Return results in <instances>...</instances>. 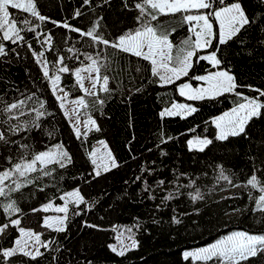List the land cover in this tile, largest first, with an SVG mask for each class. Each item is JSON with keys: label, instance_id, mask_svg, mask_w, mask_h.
I'll list each match as a JSON object with an SVG mask.
<instances>
[{"label": "trees", "instance_id": "16d2710c", "mask_svg": "<svg viewBox=\"0 0 264 264\" xmlns=\"http://www.w3.org/2000/svg\"><path fill=\"white\" fill-rule=\"evenodd\" d=\"M133 2L128 0L129 5ZM35 3L40 15L47 18L43 22L30 13L13 9L12 13L30 20V26L39 25L36 32L41 35L21 32L24 41L16 44L8 41V55L0 57V108L24 101L13 112L19 119L11 121L23 130L15 134L6 132V137L16 143L5 146L0 141V171L12 168L22 158L31 160L61 142L69 148L71 163H66L65 168L49 163L44 170L51 175L32 172L20 190L6 188L10 198L0 197V205L14 201L20 209L9 217L0 207V225L9 219L20 221L18 227H9L7 234L0 237V247H12L20 236V227L40 233L48 242V247L41 249L43 255L35 260L17 256L10 258L8 264H204L192 257L185 259L183 251L208 245L234 230L264 234V213L254 210L255 199L261 194L258 188L264 186V116L246 125L247 135L229 136L226 140L217 139L214 123L216 117L244 102L237 93L251 98L258 95L252 89L264 90V24L260 23L264 4L260 0H240L259 27L253 25L242 32L240 39L198 50L188 75L169 84L161 85L151 75L149 62L112 48L104 49L100 62L107 63L108 68H102L101 73L110 77L111 91H99V86L97 93L103 105L97 97L85 96L88 107L79 111L80 117L94 118L100 130L91 129L77 138L32 51H43L49 76L60 75L59 86L70 97H81L85 94L76 84V77L71 72H58L62 65L56 63L57 58L65 57L64 64L74 71L82 66L81 61L85 65L90 63L84 53L95 56L101 47L90 46L88 38L52 21L87 30L100 20L98 31L113 40L135 28L137 13L125 8L123 0H89L88 4L84 0H35ZM77 11L82 15L76 16ZM184 14L160 17L162 30L175 29L170 39L177 45L188 37L194 39L189 25L182 22ZM212 21L217 33L219 26ZM46 34H51V43L43 42ZM28 44L32 45L31 50ZM217 44L218 40L213 39V45ZM69 48L73 51H68ZM212 51L221 60L218 67L208 60L197 59ZM77 55L79 60L75 58ZM217 70H227L235 77L234 92L203 99H188L180 94V84L198 86L203 81L195 77ZM260 99L264 102V97ZM177 102H187L196 111L185 116L161 117L162 111ZM35 110L44 115L37 117ZM21 112L23 115H19ZM9 126L7 116L0 115V131ZM192 137H208L212 143L203 151L190 150L188 141ZM102 140L109 144L117 166L96 176L89 153ZM9 156L11 161L7 159ZM221 169L231 183L219 179ZM254 169H258L260 181L255 189L245 186ZM240 185L244 187L223 193ZM74 188H79L85 202L69 204L66 230L59 232L42 226L50 213L33 209H42L49 202L60 203V197ZM146 188L150 191H145ZM197 191L202 199L193 200ZM169 194L174 198L166 199ZM173 217L181 223H173ZM121 232L127 233L136 244L123 256L110 247ZM247 264H264V257L251 259Z\"/></svg>", "mask_w": 264, "mask_h": 264}, {"label": "snow or ice", "instance_id": "6c2138e0", "mask_svg": "<svg viewBox=\"0 0 264 264\" xmlns=\"http://www.w3.org/2000/svg\"><path fill=\"white\" fill-rule=\"evenodd\" d=\"M85 4L89 3V0H84ZM125 8L130 11H134L137 14L134 17L135 28L129 29L125 33L119 35L113 40H109L104 37L102 32H99L100 20H96L92 23V26L87 30H83L78 27H73L67 22L59 24L56 21H52L53 24L63 27L70 32L76 33L80 37L88 38L90 41V46H100L101 51L97 52L95 56L91 53H84L85 60L90 61V63L84 64L81 61V67H77L70 70L69 67L64 64L65 57L59 56L56 63L62 65L58 72L69 73L71 72L76 77V84L82 89L85 95L79 97L77 100L73 101L74 104L80 107L87 108L88 105L85 100V96H95L99 104L102 106L104 101L99 100L98 93L96 91L97 84L101 83L99 91L104 93H110L108 87L110 77L107 74H102L101 69L107 70V63L102 64L100 62L102 53L104 49L112 48L122 53L130 54L137 58H141L144 61L149 62L151 75L160 82L161 85L169 84L173 82V78L179 79L181 76H187L190 68L193 67L191 58L197 55V51L209 47H218L219 45H224L233 39H240L242 32H246L250 27L257 24L254 16L247 14L245 8L240 3V0H233L231 3H225V0H134L132 4H128V0H123ZM261 4H264V0H260ZM10 9L18 10L23 13H30L31 16L36 17L39 21L43 22L47 18L37 11L35 0H0V38L4 41H10L12 44H16L18 41H24V36L21 32H33L37 36L41 34L36 32L39 25L30 26L31 21L27 18H18L10 12ZM191 10H195L197 14H184L189 13ZM177 13L184 14L182 16V22L189 25V31L192 32L195 37H188L181 41L179 45L174 44L170 39L172 32L175 31L173 28L171 32L161 29L160 17L165 15H174ZM82 13L77 11L76 16H81ZM212 19L218 24V32L214 34ZM260 23L264 24V16L260 18ZM51 34H46L44 41L51 43ZM213 39L218 40L217 45H213ZM28 48L31 50L32 45L28 44ZM12 51H15L12 49ZM68 51H73L69 48ZM78 51V50H77ZM8 55L5 45L0 43V57H5ZM33 57L36 58V63L41 65L43 76L50 81L53 88V95L55 99L61 101L60 108H64V99L69 95L64 92L63 96H56L55 91L57 88V82L60 80V75H56L54 78L49 76V70L44 64L41 63L39 57L44 56V52L41 51L37 53L32 51ZM79 60V55L75 57ZM103 59L107 61V57L104 56ZM198 60H208L214 67H218L221 64V60L217 58L216 51H212L210 54L205 56H198ZM139 71V69H137ZM86 74V75H82ZM195 79L200 81H205L207 83L206 88H201L196 90V94L191 96V99H203L205 93H212L214 95H222L223 93L234 92L237 85L235 83V77L229 73L227 70H219L215 72H210L208 75L197 76ZM88 80L91 84V90L84 88L83 81ZM190 85L183 84L181 86V95H184V89H188ZM252 88V86H248ZM257 92L256 97L243 96L242 93H237V95L242 96L244 100L243 103H239L236 107L232 108L229 112L223 113V115L216 118L214 123L216 124L219 133L217 139L226 140L229 136H239L246 133V125L252 121L254 118L264 116V102L261 101V97H264V90L252 89ZM63 92V89H60ZM31 99V97H28ZM2 103V101H0ZM24 104L23 100H19L10 104H6L4 107L0 108V115L7 116V122L9 123V128L0 131V141H2L5 146L10 143H16L11 141L6 137V132H11L15 134L16 132L22 131L23 129L19 124H11L13 119H19V116L13 115L14 110H18ZM43 107V105H41ZM180 108L185 112L192 113L196 109L191 106L186 105H173V109L164 110L160 113L161 117L171 116L174 114V109ZM37 117L43 116L44 113L35 110ZM74 111H78L74 110ZM19 115H23L21 112ZM65 116H68L67 111L64 112ZM77 123H79V116L76 117ZM91 123L95 125V120H92L89 116L84 122V126L87 129L88 124ZM39 127V125H36ZM90 130V129H89ZM96 131H99L97 126ZM73 131L77 138H79L82 133L79 127L73 125ZM83 134H86L83 133ZM170 139V138H169ZM166 141L162 140V143ZM101 143H103L101 141ZM212 141L208 139H197L195 145L201 146L200 151L204 150V147L211 144ZM190 150L194 146L192 140L188 141ZM22 148H27V145H20ZM57 151L53 153L51 150L44 151L36 154L32 157L30 161L21 159V162L15 163L11 169H5L0 171V197L10 198V193L6 191V186H4V181L9 179L12 175L19 174L20 176H25L27 173L43 171L44 175H51L50 172L45 171V166L49 163L59 164L60 168H65L66 163H71V157L69 154L62 150L61 145H57ZM95 149L89 153L90 156L94 155ZM11 161V157L7 158ZM92 163L95 165L96 160L93 159ZM40 168H37V165ZM113 167L117 165L113 163ZM99 167V166H97ZM107 172L109 169L104 168ZM258 169H254L252 176L247 180L246 187L251 186L252 188H258L260 181L256 175ZM95 175L100 176L101 172L95 170ZM137 179H141L137 177ZM219 179H223L231 183L228 176L224 174L223 169L220 171ZM163 184L164 181H160ZM194 183V181H193ZM19 183L15 184V188L12 191H18L21 187ZM236 186V185H233ZM262 193L258 198L255 199V209L264 213V186L258 188ZM145 191H150V188H146ZM191 195V194H190ZM75 197L71 202L79 205L84 203V198L80 194L79 189H75L72 192L66 193L61 196L60 199L65 200V204L62 207H56L55 211L58 213H64L65 216L58 217L55 220L56 225H62L65 223L66 214L68 212V199ZM173 195L169 194L166 199H173ZM193 200L202 199V196L197 191L195 195H192ZM0 207L3 208L4 213L7 216H11L14 212H19L20 209L15 206V202L12 201L7 204H2ZM52 207L51 204L44 205L42 209H33V211H48ZM238 211V209H236ZM20 221L18 219H9L8 222L0 225V237L7 234L9 227H18ZM173 223L179 224L181 221L173 217ZM44 227L53 228V224L48 222L45 218ZM55 231L63 232L66 229L64 227H55ZM24 228H19L21 234H25ZM29 238L34 237L35 244L47 248L48 242L41 243L40 234L33 233L31 230L27 232ZM28 245L27 240L18 238L14 241V245L11 248L0 247V264H8L10 258L22 256L35 260L38 256H42L43 253L40 252L39 247H36L35 253L26 250ZM111 250L120 256L125 254L128 250L127 245L121 244V248L118 250L115 246H110ZM131 247H136L135 242L131 244ZM185 259L192 257L194 260L202 261L204 264L212 262V264H247L248 261L255 258L264 257V234H250L247 231H233L226 236L221 237L216 240L215 243L208 245L207 247L200 248L194 252H185ZM55 259V258H54Z\"/></svg>", "mask_w": 264, "mask_h": 264}, {"label": "rangeland", "instance_id": "374dc122", "mask_svg": "<svg viewBox=\"0 0 264 264\" xmlns=\"http://www.w3.org/2000/svg\"><path fill=\"white\" fill-rule=\"evenodd\" d=\"M10 12H12V9H10ZM187 14H197L196 13V11L195 10H191L189 13H187ZM212 22V24H213V32H214V34H215V27H214V23H213V21H211ZM192 33V32H191ZM192 36H193V34H192ZM194 37V36H193ZM195 38V37H194ZM2 38H0V40H1ZM0 43H3L4 45H5V48H6V46L8 45V41H4L3 39H2V41H0ZM206 55H208V54H206ZM39 59H40V61H41V63L42 64H44V66L45 67H47V69H48V64H47V62H46V60H45V58H44V56H42V57H39ZM191 60H193V57L191 58ZM79 67H81V66H79ZM77 68V67H76ZM218 71V70H217ZM215 72V71H214ZM209 73H207V74H205V75H208ZM58 75V74H57ZM82 75H86V74H83L82 73ZM56 75H54V76H52L53 78L55 77ZM204 76V75H203ZM176 79L175 78H173V81H175ZM102 83V82H101ZM101 83H98L97 84V88H96V91H97V89H98V87L99 86H101L100 84ZM183 84H188V85H190V87L188 88V89H184L183 91H184V95H182V96H184V97H186V98H188V99H191L190 97L191 96H193V95H195L196 94V90H198V89H201V88H206L207 87V83L205 82V81H203V83H200L198 86H194V85H192V84H190V83H182V84H180V86H179V92H180V94H181V86L183 85ZM57 88H56V91H55V95L56 96H63V94H64V92H66L63 88H61L60 86H59V81L57 82ZM83 86H84V88H87V89H89V90H91V84H90V82L88 81V80H84L83 81ZM60 89H63V92H61L60 91ZM52 90H53V88H52ZM205 96H214V94H212V93H205L204 94V97ZM79 97H70L69 95L67 96V98L66 99H64V101H63V103H64V108L62 109L63 110V112H65V111H67L68 113H69V115L67 116V118L70 120V122H71V124H72V126L73 125H75L76 127H79L80 128V131H81V133L83 134V133H87V132H89L91 129H94V128H96L97 126H98V124H97V121L94 119V118H91L92 120H95V125H92L91 123H89L88 124V126H87V129L85 128V126H84V122L88 119V117L87 118H83V117H80L79 116V111H80V109H81V107L79 106V105H77V104H74L73 103V101H75V100H77ZM60 103H61V101H59ZM173 105H186V106H191L192 108H194L192 105H190L189 103H187V102H177V103H175V104H173ZM173 105L170 107V108H168L167 110H171V109H173ZM78 109V111H74V110H77ZM231 110V109H230ZM230 110H228V111H226V112H229ZM225 113V112H224ZM189 113L188 112H185L184 110H182V109H180V108H176V109H174V114L173 115H183V116H185V115H188ZM221 115H223V113L221 114ZM221 115H219V116H221ZM77 116H79V123H77V120H76V117ZM218 116V117H219ZM217 118V117H216ZM216 118H215V120H216ZM214 120V121H215ZM90 129V130H89ZM218 133H219V129H218ZM208 139V140H210V138H208V137H192V138H190V140H192L193 142H194V146L192 147V148H195V149H199L201 146H199V145H195V141L197 140V139ZM102 142L103 143H101V141H99V142H97L95 145H94V147H93V150L95 149V153H94V155H92L91 156V159L93 160V159H95L96 160V164L94 165V172H95V170H98V171H100V172H104V168L105 167H107L108 169H110V168H113V163H115L116 165H117V161L115 160V158H114V156H113V154H112V152H111V149H110V146H109V144L107 143V141H105V140H102ZM57 145H61L62 146V150H64V151H66L68 154H69V148L63 143V142H61V143H58V144H56L55 146H53L52 148H49V149H47V150H43V151H41V152H44V151H49V150H51L53 153H55L56 151H57ZM206 147V146H205ZM204 147V148H205ZM92 152V151H91ZM70 156V155H69ZM27 161H30V160H27ZM65 163H67V161H65ZM97 166H99V167H97ZM37 168H40V165L38 164L37 165ZM9 169H11V168H9ZM28 174H30V173H27L25 176H20L18 173L17 174H15V175H12L9 179H6L3 183H4V186H6V188L8 187H11V188H15V184L16 183H19V184H21V185H24L25 183H26V176L28 175ZM244 186H242V185H240L239 186V188H243ZM75 189H79V188H74V189H71V190H69L68 192H72V191H74ZM68 192H66V193H68ZM65 193V194H66ZM64 194V195H65ZM80 194H81V196H82V193H81V191H80ZM262 194V193H261ZM260 194V195H261ZM63 195V196H64ZM259 195V196H260ZM83 197V196H82ZM68 199V209H69V204L70 203H72L71 201L72 200H74L75 199V197H72V198H67ZM48 204H51L52 205V207H50L49 209H48V212L50 213V214H48V215H46V217L45 218H47L48 219V222L49 223H51V224H53V228H55V227H66V220H65V223L64 224H62V225H56L54 222H55V220H56V218H58V217H63V216H65V214L64 213H58V212H56L55 211V208L56 207H62V206H64V204H65V200H62L60 203H53V202H49V203H46L45 205H48ZM44 206V205H43ZM66 217H67V214H66ZM67 219V218H66ZM45 220V219H44ZM20 228H23V227H20ZM26 231H25V234H21L20 233V236L18 237V238H21V239H23V240H27L28 241V245H27V249L26 250H29V251H32L33 253H35V249H36V247H39V250H40V252H41V249H42V246H40L39 244H35V239H34V237H32V238H29L28 237V235H27V232L30 230V229H26V228H24ZM234 231H247V230H234ZM31 232H33V233H38V232H34V231H32L31 230ZM233 232V231H232ZM247 232H249L250 234H260V233H254V232H250V231H247ZM229 233H231V232H229ZM229 233H227V234H224V235H222V236H220L218 239H220L221 237H223V236H226V235H228ZM38 234H40V233H38ZM17 238V239H18ZM217 239V240H218ZM40 241H41V243H43V242H45L42 238H41V235H40ZM216 241V240H215ZM215 241L214 242H212V243H210V244H213V243H215ZM133 242H135V240L132 238V237H130L127 233H125V232H121V233H119V235H118V239H117V242H114V243H112V245L111 246H115V247H117V249L119 250L120 248H121V244L123 243L124 245H127V246H129L128 247V249H131V248H133V247H131V244L133 243ZM210 244H208V245H210ZM208 245H204V246H201V247H196V248H191V249H185L184 251H183V254L185 253V252H194V251H196V250H198V249H200V248H204V247H207ZM13 247V246H12ZM11 248V247H10Z\"/></svg>", "mask_w": 264, "mask_h": 264}, {"label": "built area", "instance_id": "2783aa9c", "mask_svg": "<svg viewBox=\"0 0 264 264\" xmlns=\"http://www.w3.org/2000/svg\"><path fill=\"white\" fill-rule=\"evenodd\" d=\"M242 186H244V185H242ZM238 189H241V188H239V186H237V187L232 188V189H230V190H225L223 193H228V192H231V191H234V190H238ZM223 193H222V194H223Z\"/></svg>", "mask_w": 264, "mask_h": 264}]
</instances>
